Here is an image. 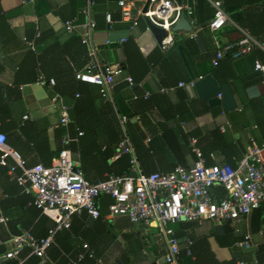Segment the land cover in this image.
Instances as JSON below:
<instances>
[{
  "label": "crops",
  "instance_id": "obj_1",
  "mask_svg": "<svg viewBox=\"0 0 264 264\" xmlns=\"http://www.w3.org/2000/svg\"><path fill=\"white\" fill-rule=\"evenodd\" d=\"M86 6V0H0V132L7 134L8 143L28 165H50L63 147L66 129L59 124L61 108L51 99L55 92L69 106L73 136L79 130L74 118L77 102V115L85 130L78 141L70 144L77 146L76 151L69 149L92 182L121 170L122 166L115 164L119 158L116 154L121 115L128 116L127 131L146 173L191 165L196 158L191 150L192 137L198 138L208 164H234L246 153L251 139L264 143V80L255 70L256 60L264 62V0H224L233 23L216 31L217 35L209 27L203 28L199 35L204 50L199 44L200 49L193 44L184 48L177 45L189 37L186 31H175V46L168 51L161 48L167 31L149 16L138 15L135 23L127 21L122 18L118 0H95L90 15L97 22L94 38L100 47L99 58L124 67L113 88V100L101 96L98 85L89 82L76 81L75 86L82 87L83 93L75 97L58 91L79 80L77 73L89 61L80 37L83 29L78 27L70 34L64 27L66 19L86 21ZM108 12L113 18L111 27L106 19ZM241 29L263 46L236 58L227 55L215 66L214 36L222 44L233 42L241 38ZM108 39L110 43H106ZM29 40L35 42L37 50L28 45ZM39 72L56 79L53 89L35 82ZM128 76L134 78L135 84L128 82ZM200 76L203 78L193 88L178 86L180 81ZM224 85L234 96V109L227 108L223 101ZM253 86L258 87V94L250 96L248 89ZM171 87L174 89L162 91ZM147 91L151 94L145 98ZM26 114L28 118H24ZM213 193L218 198L217 187ZM32 200L33 195L24 192L10 176L8 167L0 164V215L3 212L9 217L7 224L0 222V252L12 247L13 236L22 229L31 228L35 235L42 236L53 225L54 216L42 212ZM262 217L257 219L255 211L249 216L253 245L248 249L233 243V236L238 237L227 231L230 227L233 232L229 222L223 224L222 234L216 232V224L211 221H180L171 227L183 246L187 239L193 241L192 255L188 256L197 264H216L214 259L217 264H237L239 260L264 264ZM255 221L260 223L257 229ZM82 240L93 246L105 264H164L168 250L155 222L135 224L123 215L95 219L84 213L74 216L70 229L58 232L56 243L48 249L49 260L42 262L26 249L22 264H71L70 258L82 250ZM183 251L187 256L185 248ZM184 260L182 257L181 263Z\"/></svg>",
  "mask_w": 264,
  "mask_h": 264
},
{
  "label": "built area",
  "instance_id": "obj_2",
  "mask_svg": "<svg viewBox=\"0 0 264 264\" xmlns=\"http://www.w3.org/2000/svg\"><path fill=\"white\" fill-rule=\"evenodd\" d=\"M86 1L87 6L83 9V12L88 14L86 21L79 22L77 17L64 21V27L70 34L78 27L83 29L80 37L87 47L89 61L86 68L77 73V78L99 85L102 95L113 100L112 91L117 77L123 74L124 67L119 62L105 63L100 60V47L94 38L97 22L90 15V8L95 0ZM208 1L214 13L207 24L200 23L197 14L198 0H118V5L124 20L135 23L138 15H147L154 23L162 26L167 34L162 40L161 48L168 51L175 46L176 32L173 27L182 17H185L192 27L187 32L190 39H196L205 27L215 33L233 23L224 8V0ZM106 19L111 27L113 18L110 12L106 14ZM241 32V38L225 44L214 36L217 47L213 59L215 66L227 55L236 58L263 46V43L247 30L241 29ZM110 42L109 39L106 41ZM27 43L33 50H37L33 40ZM255 70L264 80V62L256 60ZM202 78L203 76H200L180 81L178 86L193 88L197 80ZM126 79L131 85L135 84L133 77L128 76ZM35 82L49 89L56 85V79L43 72H39ZM169 89L173 90L174 87L163 88L162 91ZM150 94L147 91L145 98ZM51 99L54 104L60 106L59 124L66 129L62 139L63 148L53 156L51 164L39 162L28 165L21 153L8 143L7 134L4 132H0V164L9 168L10 176L23 187L24 192L33 195L31 203L42 212L54 216L55 221L43 236L35 235L29 228L15 234L12 247L0 252V264H7L13 259L22 264V254L26 249L30 255H36L42 262H46L49 260L48 249L56 243L58 232L70 229L74 216L84 213L95 219L102 216L101 201L104 195L113 198L106 216L123 215L135 224H157L168 245L164 264H182L183 248L187 255H192L193 241L187 239L183 246L182 239L171 227L180 221H211L216 225L229 222L233 233L238 237L236 246L246 249L252 247L253 232L250 229L249 216L264 206V143L251 139L246 153L234 164H208L198 138L192 137L191 150L196 158L191 165L177 166L170 171L146 173L140 166L127 131L128 116L121 115V138L117 145L116 157L129 155L131 169L128 173L109 174L99 182H92L86 177L81 162L72 157L68 147L72 142L78 141L84 131L79 129L78 134L73 136L69 129L72 122L69 106L64 103L63 96L58 92H55ZM24 118H28V115ZM220 186L226 189L227 195L218 199L213 190ZM8 221L9 217L1 212L0 222L7 224ZM260 233L264 237V228ZM81 246L82 250L77 256L70 258L71 264H81L86 257L93 259V264H105L89 242L82 240ZM157 262L159 263V260ZM237 264H245V261L239 260Z\"/></svg>",
  "mask_w": 264,
  "mask_h": 264
},
{
  "label": "trees",
  "instance_id": "obj_3",
  "mask_svg": "<svg viewBox=\"0 0 264 264\" xmlns=\"http://www.w3.org/2000/svg\"><path fill=\"white\" fill-rule=\"evenodd\" d=\"M227 10L230 11V12H232L231 7H229V6H228ZM212 11H213V8L211 7V4L208 2V0H198L197 14L199 16L200 23L206 24L207 21L209 20L210 16H211V14H212ZM204 30L207 31L209 29L206 28ZM200 33H202V32H200ZM176 35H177V32H176ZM178 44H181L183 46V48L185 47V45L186 46H189L190 44H193L195 47H197L198 49H200L199 46H198V43L196 42V40L190 39V38H186L185 41L183 40L182 42H178L177 45ZM74 78H76V74H75V77ZM73 81L74 82H73V84H72V86L70 88L65 89V90H63L62 88H60V89L58 88V91H60L64 96L67 95V96H70V97L77 96V93H79V92H80L79 94H82L83 93V90H82L83 88L82 87L75 86L76 85V81H78L79 83H88V82H84V81H82L80 79L79 80H76L75 79ZM92 84H88V85H92ZM98 87H99L98 92L102 96L101 88H100L99 85H98ZM77 112H78V109H77V102H76L75 108H74V118H75L76 124L78 125L79 129L85 130V127L83 126V124L79 120V116L77 115ZM72 128L74 129V126H72ZM61 135L63 137L64 133L61 134ZM118 140H120V139H118ZM68 147L69 148L72 147V149H74L75 151L77 149L76 148L77 146H75L74 144L69 145ZM80 153H81L82 159H85L86 157H85L84 151L80 149ZM114 154H115V150L113 152H111V155H114ZM115 164L122 166L120 171L113 170L116 174H125V173H128L130 171V169H131L130 156L129 155H122V156H120L117 159V163H115ZM217 190H218V199L223 198V197H225L227 195V191H226V189L224 187H221V186L220 187H217ZM112 202H113V198L110 195H104L103 196L102 201H101L102 216L106 215L108 206ZM255 212H256V218L257 219H259L260 216L264 215V209H263V207H260L259 209L255 210ZM261 221L264 222V217H262V220ZM254 226H255V229H257L258 227H260V223L258 221H255ZM228 228L229 229H227V231L229 233L233 234L232 229L230 227H228ZM21 231H19L18 233H20ZM18 233H16V234H18ZM232 241L235 244V242L237 241V238L233 236ZM209 251L210 250L208 249V252ZM209 253L212 254L211 251ZM183 254H184V256H183ZM182 257H184V259H185L182 264H197L194 261H191V258L192 257L190 258V256H188V255L186 256V254L184 253V251L182 252ZM10 261H12V260H10ZM93 263H94V260L93 259H90L88 257H86L81 262V264H93ZM214 263L217 264L218 262L214 259ZM15 264H19V262L16 261ZM210 264H212V263H210Z\"/></svg>",
  "mask_w": 264,
  "mask_h": 264
},
{
  "label": "water",
  "instance_id": "obj_4",
  "mask_svg": "<svg viewBox=\"0 0 264 264\" xmlns=\"http://www.w3.org/2000/svg\"><path fill=\"white\" fill-rule=\"evenodd\" d=\"M191 29H192V27H191L189 21L185 17H182L181 20L178 21L173 27L174 31H186V32H188ZM196 41L198 42L200 47L204 50V42H203L201 35H198L196 37ZM179 49H181L180 46H179ZM183 55H184V53H183ZM184 59H185V61H187V58L185 55H184ZM197 85H198V82H197ZM222 88L224 91V100L223 101H224L226 107L229 109L236 108L237 107L236 101L234 100V96H233L232 92L230 91V89L228 88V86L224 85ZM248 93L250 96L257 95L258 94V87L257 86L250 87L248 89ZM132 175H135V173H132ZM215 228H216V232L218 234H222L224 231L223 225L217 224Z\"/></svg>",
  "mask_w": 264,
  "mask_h": 264
},
{
  "label": "rangeland",
  "instance_id": "obj_5",
  "mask_svg": "<svg viewBox=\"0 0 264 264\" xmlns=\"http://www.w3.org/2000/svg\"><path fill=\"white\" fill-rule=\"evenodd\" d=\"M217 33H218V32H216V33H214V34H216V35H217ZM217 37H218V36H217Z\"/></svg>",
  "mask_w": 264,
  "mask_h": 264
}]
</instances>
